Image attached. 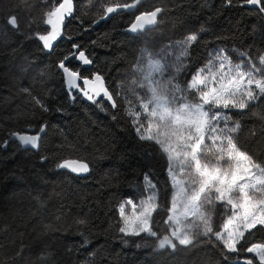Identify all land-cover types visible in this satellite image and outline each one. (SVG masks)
<instances>
[{
  "label": "trees",
  "instance_id": "obj_1",
  "mask_svg": "<svg viewBox=\"0 0 264 264\" xmlns=\"http://www.w3.org/2000/svg\"><path fill=\"white\" fill-rule=\"evenodd\" d=\"M18 3L0 0V11L7 14ZM79 4L76 18L67 21L68 34L95 57L94 65L87 70L105 75L113 89L123 85L117 90L127 91L133 78L132 65L145 43L158 51L169 41L201 28L204 31L189 50L191 68L185 79L205 64L217 47L227 50L233 59L241 53L252 57L264 54V18L246 8L225 7L223 0H144L139 11L155 6L167 9L146 42L123 33L134 14L93 25L98 6L87 7V0H79ZM34 5L29 15L42 18L45 6L40 0H34ZM29 15L21 14V33H7L12 43L0 46V142L9 140L6 148L0 146V264H219L218 252L209 243L175 253L168 249L154 251V241L149 238H129L127 244L122 243L117 227L118 205L126 198L137 200L145 195L146 172H153L154 179L165 183V162L158 153L146 154L148 145L142 146L137 139L122 102L113 109L107 103L101 107L83 97L74 102L69 99L56 62L70 42L61 39L52 54L41 51L37 40L25 39L30 33L23 24ZM44 28L40 25L39 30ZM24 88L40 98L47 97L50 110L36 109L33 119L18 118V114L31 113L34 107ZM253 111L264 112V104ZM236 118L241 119L239 136L250 154L264 160V122L252 116ZM43 121L49 127L39 150L21 147L10 139V132H23L27 125L38 126ZM253 129L255 136L250 135ZM66 143L74 144L78 151L61 152L59 146ZM42 156L49 159L42 162ZM79 156L88 157L87 175L54 167L62 158ZM170 195L169 187L167 197ZM57 215H61L59 221L55 220ZM165 216L161 213V221ZM82 218L89 221L86 230L75 223ZM47 224H53L59 232L45 235ZM80 231L85 232L87 246H82ZM259 241L257 237L252 242ZM21 243L29 246L23 258L11 259ZM41 251L51 253L46 261L38 259Z\"/></svg>",
  "mask_w": 264,
  "mask_h": 264
},
{
  "label": "snow or ice",
  "instance_id": "obj_2",
  "mask_svg": "<svg viewBox=\"0 0 264 264\" xmlns=\"http://www.w3.org/2000/svg\"><path fill=\"white\" fill-rule=\"evenodd\" d=\"M40 2L45 9L39 19L29 15L34 0H19L15 10L7 14L0 11V46L12 43L7 38L9 30L21 33V14L29 15L23 24L30 33L25 39L37 40L41 51L57 52L59 41L67 39L70 47L59 53L56 67L69 99L74 102L83 97L94 105L102 107L107 103L113 109L120 107L118 101L122 102L137 139L142 146L148 145L146 154L158 153L165 162V183L154 179L153 172H146L145 195L138 201L129 197L118 205L117 227L122 243L127 244L129 238H149L154 241V251L168 249L173 253L209 243L218 252L219 264H264V160L250 154L239 136L241 119L236 118L252 116L264 122V112L253 111L264 104V54L252 57L241 53L239 62H234L227 50L215 49L207 62L185 79L191 68L189 50L203 28L169 41L158 51L145 43L132 65L133 78L125 92L117 90L123 85L113 89L99 71L87 70L94 65L95 57L87 46L68 34L67 21L76 18L79 0ZM143 3L144 0H87L86 6H98L93 25L134 14L123 33L146 42L167 9L155 6L139 11ZM223 6L246 8L264 18V0H223ZM40 25L45 26L43 31ZM22 91L31 97L34 107L31 113L18 114V118L33 119L36 109L50 110L47 97L33 95L30 88ZM48 127L47 121L38 126L29 124L23 132H10L9 137L21 147L39 150ZM250 135L255 136L256 130H251ZM8 143L4 140L0 146L6 148ZM59 148L61 152L78 151L71 143ZM48 159L41 157L42 162ZM54 167L76 175L90 172L87 156L62 158ZM169 187L171 195L167 197ZM129 206L131 211L127 210ZM161 213H166L162 221ZM60 219L61 215L55 217L56 221ZM75 223L84 230L89 226L83 218ZM44 227L45 235L59 232L53 224ZM78 235L84 237L82 246H87L85 232ZM257 237L260 241L252 242ZM28 247L21 243L11 259H22ZM50 255L41 251L38 259L46 261Z\"/></svg>",
  "mask_w": 264,
  "mask_h": 264
},
{
  "label": "rangeland",
  "instance_id": "obj_3",
  "mask_svg": "<svg viewBox=\"0 0 264 264\" xmlns=\"http://www.w3.org/2000/svg\"><path fill=\"white\" fill-rule=\"evenodd\" d=\"M220 47H217V48H215V49H219ZM215 49H213L212 51H211V53L215 50ZM233 61L234 62H239V58L238 59H233ZM207 62V61H206ZM205 62V63H206ZM204 65V64H203ZM201 67V66H200ZM127 199V198H126ZM139 199H141V198H139ZM139 199H137V200H134V201H138ZM125 200V199H124ZM128 211H131V208H130V206L128 207V209H127Z\"/></svg>",
  "mask_w": 264,
  "mask_h": 264
},
{
  "label": "water",
  "instance_id": "obj_4",
  "mask_svg": "<svg viewBox=\"0 0 264 264\" xmlns=\"http://www.w3.org/2000/svg\"><path fill=\"white\" fill-rule=\"evenodd\" d=\"M134 19V18H133ZM128 26V25H127ZM127 28V27H126ZM64 159H76L75 157H66ZM88 174V173H87ZM87 174H83V175H87Z\"/></svg>",
  "mask_w": 264,
  "mask_h": 264
}]
</instances>
